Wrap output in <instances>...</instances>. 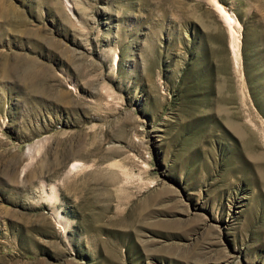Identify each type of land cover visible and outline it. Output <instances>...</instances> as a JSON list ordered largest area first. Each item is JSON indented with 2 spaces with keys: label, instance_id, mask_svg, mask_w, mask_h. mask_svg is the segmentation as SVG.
Wrapping results in <instances>:
<instances>
[{
  "label": "rangeland",
  "instance_id": "1",
  "mask_svg": "<svg viewBox=\"0 0 264 264\" xmlns=\"http://www.w3.org/2000/svg\"><path fill=\"white\" fill-rule=\"evenodd\" d=\"M0 264H264V0H0Z\"/></svg>",
  "mask_w": 264,
  "mask_h": 264
},
{
  "label": "bare ground",
  "instance_id": "2",
  "mask_svg": "<svg viewBox=\"0 0 264 264\" xmlns=\"http://www.w3.org/2000/svg\"><path fill=\"white\" fill-rule=\"evenodd\" d=\"M218 7V6H217ZM220 10L223 12L224 14V18H226L227 22L229 21V23L233 26H231V28L233 29L235 27V25H239V21L238 19L235 17L234 14L226 11V9H224L223 6L219 5ZM234 32V31H233ZM236 43V42H235ZM237 45V44H236ZM237 47V46H236ZM83 163L79 162V161H75L73 163L70 164V169L71 171L73 170H77L78 168L82 167ZM53 215L55 216V218H57L59 221L62 220L63 215L60 213V211L57 208H54L53 211Z\"/></svg>",
  "mask_w": 264,
  "mask_h": 264
}]
</instances>
